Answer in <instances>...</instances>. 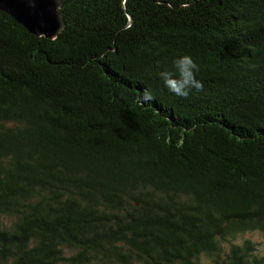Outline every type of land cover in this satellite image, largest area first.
Returning <instances> with one entry per match:
<instances>
[{"label":"trees","instance_id":"obj_1","mask_svg":"<svg viewBox=\"0 0 264 264\" xmlns=\"http://www.w3.org/2000/svg\"><path fill=\"white\" fill-rule=\"evenodd\" d=\"M57 1L0 11V264H264V0Z\"/></svg>","mask_w":264,"mask_h":264},{"label":"water","instance_id":"obj_2","mask_svg":"<svg viewBox=\"0 0 264 264\" xmlns=\"http://www.w3.org/2000/svg\"><path fill=\"white\" fill-rule=\"evenodd\" d=\"M0 11L37 37L54 40L61 28L57 0H0Z\"/></svg>","mask_w":264,"mask_h":264},{"label":"clouds","instance_id":"obj_3","mask_svg":"<svg viewBox=\"0 0 264 264\" xmlns=\"http://www.w3.org/2000/svg\"><path fill=\"white\" fill-rule=\"evenodd\" d=\"M174 71L159 72L165 87L174 95L187 98L190 92L204 90L202 79H198V73L201 71L197 61L190 55L184 54L173 61ZM143 99L150 101L153 99L151 93H145Z\"/></svg>","mask_w":264,"mask_h":264},{"label":"rangeland","instance_id":"obj_4","mask_svg":"<svg viewBox=\"0 0 264 264\" xmlns=\"http://www.w3.org/2000/svg\"><path fill=\"white\" fill-rule=\"evenodd\" d=\"M250 240L255 247V254L258 256H264V233L262 232H249L243 235H240L236 240L233 242L236 244H243L245 241ZM228 248L229 245L225 244Z\"/></svg>","mask_w":264,"mask_h":264}]
</instances>
